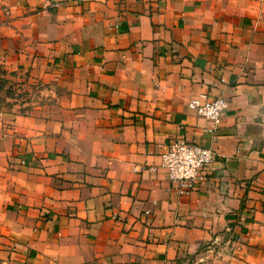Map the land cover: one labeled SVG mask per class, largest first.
Instances as JSON below:
<instances>
[{
  "label": "crops",
  "instance_id": "1",
  "mask_svg": "<svg viewBox=\"0 0 264 264\" xmlns=\"http://www.w3.org/2000/svg\"><path fill=\"white\" fill-rule=\"evenodd\" d=\"M0 51L50 91L0 114V264H264V0H0ZM177 139L215 155L184 198Z\"/></svg>",
  "mask_w": 264,
  "mask_h": 264
},
{
  "label": "built area",
  "instance_id": "2",
  "mask_svg": "<svg viewBox=\"0 0 264 264\" xmlns=\"http://www.w3.org/2000/svg\"><path fill=\"white\" fill-rule=\"evenodd\" d=\"M187 108L210 124L209 133L216 132L227 103L223 98L191 99ZM214 152L183 139L173 141L160 155L159 168L164 171L170 189L177 198L190 196L201 180V172L214 162ZM148 171H153L149 168Z\"/></svg>",
  "mask_w": 264,
  "mask_h": 264
},
{
  "label": "rangeland",
  "instance_id": "3",
  "mask_svg": "<svg viewBox=\"0 0 264 264\" xmlns=\"http://www.w3.org/2000/svg\"><path fill=\"white\" fill-rule=\"evenodd\" d=\"M16 60H20L17 53L0 51V114L27 115L44 105L45 94L50 92L41 73L35 76L30 66L11 64Z\"/></svg>",
  "mask_w": 264,
  "mask_h": 264
}]
</instances>
